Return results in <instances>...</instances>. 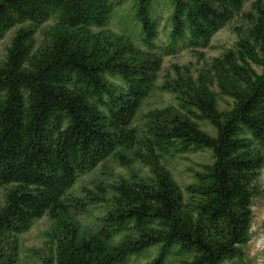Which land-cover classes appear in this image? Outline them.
Here are the masks:
<instances>
[{"label": "trees", "instance_id": "obj_1", "mask_svg": "<svg viewBox=\"0 0 264 264\" xmlns=\"http://www.w3.org/2000/svg\"><path fill=\"white\" fill-rule=\"evenodd\" d=\"M247 1L0 0V264L43 218L40 264H245L264 169V0ZM182 52L200 68L164 72ZM157 94L173 104L145 109ZM205 150L181 188L168 161Z\"/></svg>", "mask_w": 264, "mask_h": 264}, {"label": "rangeland", "instance_id": "obj_2", "mask_svg": "<svg viewBox=\"0 0 264 264\" xmlns=\"http://www.w3.org/2000/svg\"><path fill=\"white\" fill-rule=\"evenodd\" d=\"M250 0L246 2L245 10L249 9ZM129 6L122 7L117 10L116 14L111 18L107 28L116 34H122L125 29L124 19L128 15ZM160 17V27L163 28L167 19V8L164 2L160 3L157 8ZM240 23V19L234 20L229 26L218 32L212 39L210 48L203 50L204 60L210 62L217 57L224 49L229 48L235 42V36L232 28ZM12 33H8L5 39L0 43V58L3 57L5 47L8 45ZM203 62V61H202ZM202 62L197 60L192 54L182 52L176 57L165 58L163 61V71L169 72L172 65H191L193 69L200 68ZM173 104V100L168 94H157L148 101L145 109L161 108ZM227 107L226 101L220 102V108ZM205 130L211 132V129L203 125ZM211 163L210 152L201 151L195 154L175 157L167 163V169L173 176L176 183L184 188L192 182L193 172L198 170L199 165ZM146 172V170H143ZM121 172V170H117ZM91 177H85V181ZM82 181L80 182V184ZM78 184L76 189L80 186ZM261 195L256 198L253 204V224L251 228V239L244 249L245 264H264V169L262 170L260 179ZM1 200V194H0ZM98 214L97 211H95ZM82 221L85 224L91 222L90 217H84ZM50 221L43 218L37 221L29 232L24 234L20 239V251L18 264H40V260L49 254L50 244L47 233L49 232ZM147 262L145 258L131 259L129 264H144Z\"/></svg>", "mask_w": 264, "mask_h": 264}]
</instances>
